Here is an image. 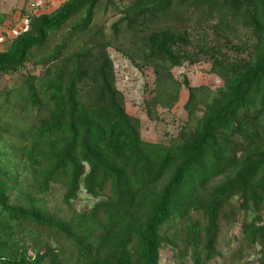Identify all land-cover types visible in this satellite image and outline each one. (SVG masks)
Listing matches in <instances>:
<instances>
[{"label": "trees", "instance_id": "trees-1", "mask_svg": "<svg viewBox=\"0 0 264 264\" xmlns=\"http://www.w3.org/2000/svg\"><path fill=\"white\" fill-rule=\"evenodd\" d=\"M109 7L121 17L107 33L95 17ZM23 16L0 50V76L24 71L0 87V264H160L165 246L209 264L235 199L237 253L264 264V0H66ZM110 48L153 67L151 119L179 99L174 67L210 62L223 84L184 80L187 122L147 140ZM55 185L69 219L48 207Z\"/></svg>", "mask_w": 264, "mask_h": 264}, {"label": "rangeland", "instance_id": "rangeland-1", "mask_svg": "<svg viewBox=\"0 0 264 264\" xmlns=\"http://www.w3.org/2000/svg\"><path fill=\"white\" fill-rule=\"evenodd\" d=\"M66 0H0V28L15 27L23 25V15L30 14L32 10L36 13H49L58 9ZM31 3H39L38 7H31ZM121 17V13L116 8H102L96 14L95 21L103 26L107 33L110 32V25ZM3 45L0 49H4ZM111 58L114 62L115 77L117 88L123 93L128 113L139 118L141 122V133L144 139L152 141H161L168 143L176 136L180 127L188 120L187 110L184 105L188 99V90L183 81L187 80L191 86H202L216 90L223 84L221 78L210 71V62H200L194 65L184 63L182 66L171 69L173 78L178 80L181 85L179 99L175 105L170 108L156 107L158 119H151L146 113L147 102L155 96L156 78L153 67L149 64H142L138 61L131 62L124 54L117 50L109 49ZM28 71L39 72V67L27 66ZM24 73H8L0 76V87L9 88L21 81V75ZM150 107H153L150 105ZM63 190L58 186H53L51 192L46 195V200L50 210L58 217L69 219L71 210L62 203ZM94 200L83 196L78 207L89 209ZM238 201L235 199L233 206L237 207ZM77 206V205H76ZM235 214L228 211V217L222 216L219 219L220 235L218 239L217 251L219 255L209 264H243L249 257V253H237L241 242V212ZM30 244V243H29ZM28 244V245H29ZM64 258L69 257L70 253L65 251ZM62 256V257H63ZM189 259L181 262L176 252L165 246L161 250L160 264H190ZM70 264V263H67Z\"/></svg>", "mask_w": 264, "mask_h": 264}, {"label": "built area", "instance_id": "built-area-1", "mask_svg": "<svg viewBox=\"0 0 264 264\" xmlns=\"http://www.w3.org/2000/svg\"><path fill=\"white\" fill-rule=\"evenodd\" d=\"M38 7L39 3H31V7ZM35 10V9H34ZM34 10L31 11L30 14L36 13ZM23 25L15 26V27H6L0 29V48L3 45H7L13 38L20 35L23 31H25L29 24V18L26 16L23 19ZM1 50V49H0Z\"/></svg>", "mask_w": 264, "mask_h": 264}, {"label": "crops", "instance_id": "crops-1", "mask_svg": "<svg viewBox=\"0 0 264 264\" xmlns=\"http://www.w3.org/2000/svg\"><path fill=\"white\" fill-rule=\"evenodd\" d=\"M1 28H2V27H1ZM1 28H0V29H1Z\"/></svg>", "mask_w": 264, "mask_h": 264}]
</instances>
